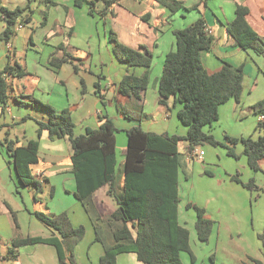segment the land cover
I'll list each match as a JSON object with an SVG mask.
<instances>
[{
	"label": "trees",
	"instance_id": "16d2710c",
	"mask_svg": "<svg viewBox=\"0 0 264 264\" xmlns=\"http://www.w3.org/2000/svg\"><path fill=\"white\" fill-rule=\"evenodd\" d=\"M105 3L103 15L107 14L113 5L121 0H102ZM171 10L173 14L184 8L179 0H154ZM1 3V0H0ZM77 6H82L76 0ZM4 31L0 38L9 43L15 35V28L32 22L33 11L30 6L9 10L1 6ZM236 16L226 28L235 44L241 49L254 50L264 56V40L253 30L247 22L249 10L238 5ZM150 13L142 19L148 21ZM204 19H199L192 25L174 31L176 50L165 57L162 75L158 82L159 104L164 105L174 97L175 104H181L178 119L187 128L186 136L156 134L146 132L142 127L134 126L126 131L128 144L122 151L125 163L120 173H117L116 133L119 132L114 121L108 115H98L99 128H87L86 133L75 135V123L69 109L57 111L49 104L28 98V105L40 109L48 114V122L38 121V138L44 131L49 134L51 141L66 138L70 143L72 173L76 181L75 197L86 208L87 212L96 213L97 222L108 226L113 244L106 243L101 235L100 227L95 223L96 240L104 247L101 264H117L121 254H135L144 264H183L181 256L189 254L195 263L196 257L191 250L190 231L179 222V170L180 145L185 142L184 153L192 156L197 147L209 144L220 146L215 138L204 132L219 120V109L231 100L240 103L243 94V66L238 69L229 64L213 73H210L202 61V52L210 51L213 38L207 33ZM109 40L113 44L115 58L128 68H143L141 76L128 74L118 85L122 96L134 98L139 107L143 102L151 80L153 57L151 54L141 53L119 42L117 35L111 31ZM62 47H58L60 50ZM70 57L56 59L52 57L50 65L56 69ZM81 64V63H80ZM80 64H74L75 71ZM29 73L18 63H8L0 72V108L6 110L9 102L8 79H22ZM102 79L95 84V94L102 100L106 95L103 91ZM84 92V91H83ZM23 103V102H21ZM104 103V102H103ZM105 104V103H104ZM122 115L129 120L141 122L145 116H136L128 108H119ZM253 113L264 117V100L252 107ZM6 129V137L0 141L4 148L7 162L15 168V173L22 186L32 187L35 190L34 199L38 202V195L43 191V184L37 181L33 174V166L39 163V140H30L26 146H18V141L12 139L11 127L0 123V131ZM256 131H264V119L259 120ZM228 156L239 159L235 153L238 145L243 147L249 168L255 172H263L261 161L264 160V136L258 139L253 137L225 136ZM196 160V158L193 157ZM264 173V172H263ZM206 174L212 176L211 173ZM122 178V184L119 180ZM232 180L249 190L259 191L255 180L245 184L235 176ZM107 190L116 209L101 219L97 211L94 196ZM54 195L52 188L51 196ZM196 213L195 230L201 243H208L213 233L214 222L207 217L204 209L189 204ZM11 210V209H10ZM16 230L20 229L16 214L11 210ZM35 217L58 234L49 238L40 236L15 237L12 247L9 248L11 257H17L19 249L24 246L37 244L51 245L56 248L61 264H76L74 251L76 246L85 237L83 226L74 227L67 212L60 215L35 212ZM263 242L264 236H260ZM69 254V255H68ZM253 264H264L261 260H252Z\"/></svg>",
	"mask_w": 264,
	"mask_h": 264
},
{
	"label": "crops",
	"instance_id": "0c3cea01",
	"mask_svg": "<svg viewBox=\"0 0 264 264\" xmlns=\"http://www.w3.org/2000/svg\"><path fill=\"white\" fill-rule=\"evenodd\" d=\"M80 1L82 2V6H77L76 0H1L0 3V7H6L9 10L30 6V9L34 13L32 22L23 25L21 29H17L15 36L9 43L0 38V72L8 63L19 64L16 54L18 52L16 46L18 47V45H22L25 51L28 50L30 43L33 42L34 46H38L37 43H45L49 47L57 48L54 54H50L46 66L42 64V61L35 60L32 70L28 68V65L26 66V71L29 73L28 76L22 79H8V106L4 113L0 108V123L11 127L10 137L18 141V146H26L30 140H39L40 160L37 165L33 166V174L35 179L42 183L43 186L49 184L53 189L62 187L67 195L74 194L75 196L76 192V181L72 173L70 143L66 138L51 141L47 131H44L42 136L38 138V121L48 122L49 116L44 111L34 109L28 105L27 101L30 96L42 101L45 99L47 104L59 112L69 109L76 125V136L85 134L87 128L98 129L99 114L108 115L115 125L117 122H122V129L125 133L134 126L140 125L142 127L141 122L126 119L120 112L119 108H128L127 106L131 103H138L134 98L130 99L122 96L118 91V85L124 76L128 74L141 76L145 72V69L140 67L126 69L120 67L116 75L112 76L110 73L115 66L113 59L115 55L111 53V50L109 51L108 49L110 58H112V67L106 73L104 70L105 61L101 59L100 50L96 51L91 44L89 50H86L90 53H87L85 50H79L71 45L72 40L78 36H87L88 39L93 41L94 36L100 34L98 31L99 27L97 26L99 15L106 23H108L109 17L112 19L110 27L113 32L117 33V37L123 45L144 54L149 53L153 57V60L157 49L161 47L159 42L163 38V35L169 33V41L165 43V48L159 55L162 57L163 63L166 55L176 50L174 31L184 29L202 18L206 23L207 30L211 31L210 36L213 38L211 50L202 52L203 64L210 73L220 70L224 64H229L234 69L243 66L244 77L245 74H248L249 77L255 80V85L252 86L251 92L255 89L257 82H259L261 76L264 74V56L257 54L254 50L245 51L238 47L234 39L228 34L226 28L235 19L237 6L242 5L249 10L247 22L264 40V0H227V8L223 4H219L220 6L211 4L215 0H179L183 2L184 8L175 14L154 0H121L119 4L114 8H110L107 14L103 16L105 3L102 0H93L94 4L92 5L90 4L91 0ZM148 13H150L149 20H143L142 18ZM185 13L189 15L186 16L184 15ZM176 14H180L182 20V23L177 27L173 25L171 19ZM187 18H189L188 21H186ZM80 21H86L88 25L86 29L79 27ZM162 22H165V24L161 25ZM163 26L165 28H162ZM104 28L103 36L108 46L109 44L111 45L113 52V44L109 41L108 27L104 26ZM4 29L5 25L0 12V35ZM29 40L32 41L28 42ZM58 47L62 48L58 50ZM98 52L99 54H97ZM67 56L72 60L63 63L60 68L56 69L50 65L52 57L63 59ZM78 63H81L79 70L75 71L74 64ZM99 77L102 79L101 83L106 95L104 100L94 92L95 84L99 81ZM160 78L161 73L156 74L154 83L155 93H153V103L156 108L155 113L150 114V118L155 121V125L144 131L172 135L174 133L171 125L173 124V110L177 111L176 113L178 114L182 105L175 104L174 97L167 100L164 105L159 104L158 82ZM149 88L143 102V105L146 106L149 103ZM240 103L236 100H231L222 106L231 108L236 113L235 115H237L240 111ZM102 107H104V110ZM108 108L111 109L108 110ZM254 116L259 117L260 120V116L255 114ZM88 121H91V124H88ZM116 127L118 128L117 125ZM212 127L210 128L212 129ZM175 128H178V124ZM178 130L180 131V128ZM2 132L5 134L6 129L0 131V133ZM0 141H3L1 137ZM118 144L119 139L116 136V147H118ZM127 144L128 138L125 141L120 140L121 151L127 147ZM206 155L205 153L204 156ZM187 161L191 162L188 158ZM263 162L264 160L261 161V164ZM124 163L125 157L124 161L121 162V167L124 166ZM180 172L181 168L179 170V181ZM119 183L122 184V178L119 180ZM21 188L26 189L28 187L21 185L16 176L15 168L7 162L4 148L0 146V213L4 214V218L6 219L4 228L9 235L15 228V221L11 210L17 214V210L15 211L10 205L9 201L11 200L9 198L15 197ZM94 200L98 213L103 215L101 216L103 220L107 219L109 212L116 209L113 199L107 195V190L98 192L94 196ZM110 200L113 202V206ZM77 201L82 206V210L81 213H78L77 219L70 218L71 222L74 227H87L86 225L93 224L95 240L92 235L87 234L84 238L85 240L83 239L75 248V260L77 253H80L81 264H101L100 261L104 255V247L101 242L96 240L95 223L100 227L102 238L106 243L113 244V236L105 223L97 222L95 212L94 214L91 211L87 212L85 206L79 200ZM16 205L18 208L22 207L19 206V203ZM62 212L68 213V209H64ZM180 214L181 209L179 204V222ZM43 225L47 231L27 235L21 232V234L23 237L40 236L49 238L54 234L58 237L57 233L45 224ZM181 225L184 226L183 224ZM19 226L21 227V224ZM2 230L0 228V232ZM86 244H89L90 247L88 252L84 249L87 246ZM0 259L4 260L5 258L0 257ZM7 259L11 260L12 264H61L56 248L46 244L21 247L17 257L10 256ZM117 264L144 263L140 262L135 254H121L117 258Z\"/></svg>",
	"mask_w": 264,
	"mask_h": 264
},
{
	"label": "rangeland",
	"instance_id": "374dc122",
	"mask_svg": "<svg viewBox=\"0 0 264 264\" xmlns=\"http://www.w3.org/2000/svg\"><path fill=\"white\" fill-rule=\"evenodd\" d=\"M90 4H94V1L91 0ZM211 4H223L226 8L228 7L227 0H215L211 2ZM115 6L116 5H113L112 8ZM184 15L188 16L189 14L185 13ZM98 18L97 26L99 27L98 31L100 34H96L93 41L88 39L87 36H78L72 40L71 45L79 50L86 51L89 50L92 44L96 51L100 50L101 59L105 61L104 70L108 73L112 67V58H110L109 51L111 50V53L113 52L111 45L109 44L108 46L103 35L105 30L104 26L108 27L110 35L112 31L110 27L112 19L109 17L108 23H106L104 19L102 20L100 18V15ZM171 19L175 27L182 23L180 14L173 15ZM188 20L189 18L186 19V21ZM164 24L165 22H162L161 25ZM87 26L86 21H80V28L86 29ZM17 27L15 28V33ZM162 28H165V26ZM114 33L117 35L115 31ZM169 37V33L163 35V38L159 42L161 47L157 49L154 55L151 69V83L149 86V103L147 106L143 105V107H139L138 104L132 103L127 106L136 116L145 115L141 120L143 130H148L149 127L155 125V121L150 118V114L155 113L156 108L153 103L155 76L159 73L162 75L163 59L159 55L164 50L165 43H168ZM31 41L29 40L28 42ZM33 43H30L27 51L23 49L22 45L16 46L18 51L16 52L17 60L25 70L27 65L28 68L32 70L35 60L42 61V64L46 66L50 54H54L57 51L56 47H49L45 45V43H37L38 46H34L35 44ZM86 52L88 53L89 51ZM97 54H99V52ZM113 59L115 61V68L113 67L110 73L112 76L116 75L120 67L125 69L128 68L120 64L116 58ZM14 64L15 63H13V65ZM9 79L12 80L13 77ZM253 79L254 78L249 77L248 74H245L243 80V96L240 101L241 106L239 113L235 115L236 113L232 111L231 108L222 106L220 108L219 121L212 125V129L210 127L204 129V132L212 135L215 140L219 142L220 146L213 147L209 144H205L197 147L196 149L198 151L203 150L207 155L204 156L202 160H195L185 155L184 148L186 143L183 142L180 145V222L190 231L191 250L196 257V261L193 263L189 254L183 253L181 256L183 264H253V259L264 261L263 242L260 239V236H264V162L261 164L263 172L255 173L249 168L247 158L243 155V147L241 145H238L235 149V153L239 156V159L228 156L227 149L223 146V144H226V135L237 138H240V136H244V138L253 137V139L264 136V131H256L259 117L254 116L252 110L254 104L264 100V74L261 76L259 82H257L255 89L251 92L252 86L255 85V80ZM44 82H46V80H44ZM43 100L44 101H40L47 104V101L45 99ZM103 108L104 107H102V109ZM110 109L111 108H108V110ZM176 112L177 111L173 110V124L171 125L174 133H172V135L186 136L187 129L179 122ZM88 122V124H91V121ZM162 124H164V122H162ZM177 124L180 131L178 128H175ZM116 125L119 130L116 134L119 139L117 147V173L119 174L120 170L123 168L121 167V162L124 161L122 155L123 150L121 151L120 149V140L122 139L125 141L127 136L122 129L123 123L117 122ZM0 137L4 140L6 132L5 134L4 132L0 133ZM187 158L191 162H188ZM206 172L211 173L212 176L206 174ZM235 176H238L242 183L245 184L249 183L251 180H255V184L259 188V191L249 190L241 184L234 182L232 178ZM51 191L52 186L49 184L45 185L42 193L38 195V202L34 199L35 190L32 187L26 189L21 188L15 197L9 198V200H11L9 201L10 205L15 211L17 210L16 217L21 227L19 230L14 228L9 235L4 228L6 220L4 214L0 213V228L3 229L0 232V257L5 258L4 260L0 259V264L13 263L11 260L7 259L10 257L9 248L12 247L13 238L23 237L21 232L27 235L30 233L47 231L46 227L35 217V212L60 215L63 213L62 210L68 209L70 218H78V213H81L82 206L78 204L74 194L67 195L62 187H58V189L54 188L53 196H51ZM18 203L20 204L19 206H22L20 207L21 209L17 207L16 204ZM111 204L113 206L112 201ZM189 204L204 209L206 215L214 222L213 233L208 243H201L197 238L195 230L196 213L193 208H187ZM92 225L83 227L85 228V237L87 234L92 235L95 240ZM86 245L84 249L88 252L90 247L89 244ZM75 262L76 264H81L80 253H77Z\"/></svg>",
	"mask_w": 264,
	"mask_h": 264
},
{
	"label": "built area",
	"instance_id": "2783aa9c",
	"mask_svg": "<svg viewBox=\"0 0 264 264\" xmlns=\"http://www.w3.org/2000/svg\"><path fill=\"white\" fill-rule=\"evenodd\" d=\"M23 25H18L17 29H21ZM209 35H211V31L206 30ZM264 117H260V120H263ZM205 153L203 151H198L197 149L194 151L193 155L190 156V158H196V159H202L204 157Z\"/></svg>",
	"mask_w": 264,
	"mask_h": 264
}]
</instances>
